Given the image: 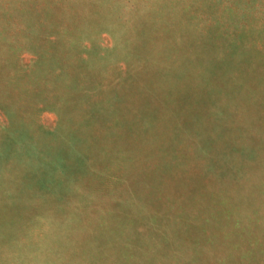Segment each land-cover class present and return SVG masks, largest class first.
I'll list each match as a JSON object with an SVG mask.
<instances>
[{
	"label": "rangeland",
	"instance_id": "rangeland-1",
	"mask_svg": "<svg viewBox=\"0 0 264 264\" xmlns=\"http://www.w3.org/2000/svg\"><path fill=\"white\" fill-rule=\"evenodd\" d=\"M0 264H264V0H0Z\"/></svg>",
	"mask_w": 264,
	"mask_h": 264
}]
</instances>
